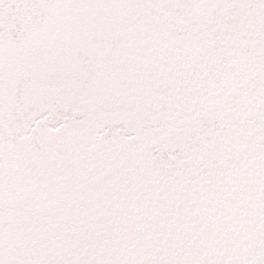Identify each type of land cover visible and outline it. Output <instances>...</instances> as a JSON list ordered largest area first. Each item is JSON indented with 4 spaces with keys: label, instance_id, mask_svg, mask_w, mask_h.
<instances>
[{
    "label": "snow or ice",
    "instance_id": "6c2138e0",
    "mask_svg": "<svg viewBox=\"0 0 264 264\" xmlns=\"http://www.w3.org/2000/svg\"><path fill=\"white\" fill-rule=\"evenodd\" d=\"M0 264H264V0H0Z\"/></svg>",
    "mask_w": 264,
    "mask_h": 264
}]
</instances>
